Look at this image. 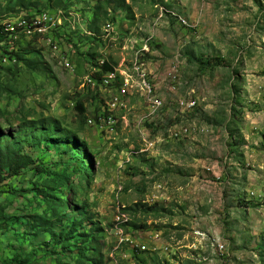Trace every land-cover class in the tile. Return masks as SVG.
I'll use <instances>...</instances> for the list:
<instances>
[{"label": "rangeland", "instance_id": "374dc122", "mask_svg": "<svg viewBox=\"0 0 264 264\" xmlns=\"http://www.w3.org/2000/svg\"><path fill=\"white\" fill-rule=\"evenodd\" d=\"M0 29V143L45 170L0 189V264H264V0H0Z\"/></svg>", "mask_w": 264, "mask_h": 264}, {"label": "trees", "instance_id": "16d2710c", "mask_svg": "<svg viewBox=\"0 0 264 264\" xmlns=\"http://www.w3.org/2000/svg\"><path fill=\"white\" fill-rule=\"evenodd\" d=\"M108 1H109V3L111 2V0H108ZM20 5L22 7H25V8H22V10H26L27 15H31L30 10H32V7H30V6L33 5L32 2L28 1L26 4L21 3ZM120 8H122L123 10H126L128 13H131V9L125 5V2H122V5ZM45 12H48V11H44V12H41L39 14H42ZM100 13H101V6L98 5V8L95 12V23L99 20ZM4 29H5V27H4ZM4 32H5V30H4ZM6 35L12 36L11 34H7V33H6ZM16 56H17L18 61H23L28 66L35 67V66H37V64H39V61L36 58L25 60L20 53L16 54ZM102 72H103L102 74H108L110 72L113 73V68L110 67L109 63H105L104 66L102 67ZM12 91L14 92L15 90L12 89ZM2 93H3V91L0 90V97L2 96ZM77 110L81 113V115L83 117L87 113V110L85 108V104L83 102L78 103ZM45 122L50 123L49 128H51L52 131L58 132L62 129L61 123L55 119H49ZM63 138L69 139L70 137H69V135L64 134ZM48 140L50 142H53L54 144L59 143V142H57L56 139H53V138L48 139ZM69 147L78 149L79 154H80V159H79L80 164L78 165V167H76L74 172L71 174L65 173V174L54 175L51 173H47L48 176L51 175V176L55 177V180L59 183L58 187L66 186L72 180V178L74 177L75 174L80 173L82 170H88L86 168V164L84 162L85 158L87 157L86 151H84L83 149H81L79 147L76 140L72 143V145H69ZM39 166L40 165H37V162L30 155L24 153V147H23V145L20 144V142L13 141L12 143H8L5 145H2L0 143V189L4 183H6L7 181H9L12 178L18 177L23 171H26V170L30 169L31 167H35L37 175L45 174V170ZM54 190L55 189L50 191V193H42L44 195V200L48 206V209H50L52 211L51 219L52 218L53 219L59 218L61 216L62 211H64L66 208L63 201L53 194ZM51 219H49L48 216L45 215L44 217H41L40 220L35 221L34 224L37 227L42 226L45 223L44 226L41 227L40 230L38 231L39 234H42L43 232L48 231L47 225L50 224ZM89 239H90V234L86 235V238L84 241L89 242ZM91 253H92L91 256H86L87 248H85V250H83L81 253V256L83 258H82V261L79 262V264H102L99 259H95L96 251L91 250ZM34 264H38V262H36Z\"/></svg>", "mask_w": 264, "mask_h": 264}, {"label": "built area", "instance_id": "2783aa9c", "mask_svg": "<svg viewBox=\"0 0 264 264\" xmlns=\"http://www.w3.org/2000/svg\"><path fill=\"white\" fill-rule=\"evenodd\" d=\"M63 22H65L63 20V12L48 11L47 15H40L39 18H31L30 24L28 25H17V26H20V32L37 31L39 29H49V38H50L49 40H52L54 32L59 31L60 28L62 30H65L66 27H64ZM66 65H70V61L69 63H66ZM116 72L118 71L115 70L114 74H110L108 79L114 81L116 79ZM125 87H126V83L123 82L120 89L123 90ZM122 98L123 97H121V100ZM122 104H123V101L119 103V106Z\"/></svg>", "mask_w": 264, "mask_h": 264}]
</instances>
